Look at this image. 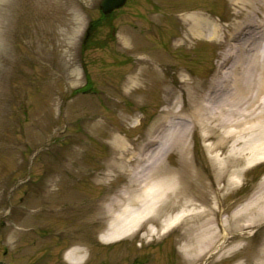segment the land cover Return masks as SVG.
<instances>
[{"label":"rangeland","instance_id":"obj_1","mask_svg":"<svg viewBox=\"0 0 264 264\" xmlns=\"http://www.w3.org/2000/svg\"><path fill=\"white\" fill-rule=\"evenodd\" d=\"M100 1L0 0V261L71 264L66 255L80 247L78 264H254L264 222L245 234L244 248L231 258H220V250L191 262L180 250L190 222L155 236L151 231L160 229L162 216L129 236L102 240L112 222L103 211L106 201L128 176L100 177L120 152L117 138L131 150L168 100L176 110L184 106V114L189 90L216 98L213 107L220 103L227 45L236 48L230 72L251 68L262 76L264 10H242L234 0H128L105 19ZM195 16L204 20V38L190 35L185 18ZM142 58L155 72L148 66L145 83L126 89ZM191 128L190 157L211 189L215 168L206 144L212 141ZM179 160L177 151L165 157L171 168ZM239 179L221 210L236 208L256 190L264 160Z\"/></svg>","mask_w":264,"mask_h":264},{"label":"bare ground","instance_id":"obj_2","mask_svg":"<svg viewBox=\"0 0 264 264\" xmlns=\"http://www.w3.org/2000/svg\"><path fill=\"white\" fill-rule=\"evenodd\" d=\"M234 2L240 4L242 10H264V0ZM185 20L191 24L190 35L193 38L205 37L201 17H186ZM240 27V24L235 25L231 36ZM215 36L216 31H212L211 38ZM235 50V46L230 44L223 52L220 68L224 71L218 79L226 87V92L221 95L217 106H211L216 98L200 97L189 90L187 114L183 113L184 106L176 110V104L168 100L161 115L131 150L117 138L120 152L111 159L100 180L111 182L110 178L116 173L128 176V179L120 192L106 201L103 211L112 217V222L102 240L129 236L150 218L157 221L159 216L163 217L160 229L151 231L155 236L188 220L190 226L184 232L189 240L180 246V250L195 262L208 255H216L220 250L223 251L220 258H231L244 248L245 234L256 224L264 222V179L236 208H220L224 195L239 185L242 172L264 160V72L262 76L252 73L251 68L240 74L230 72L234 68L228 63ZM148 66L154 73L156 68L142 58L137 71L126 78V89L136 90L145 83L144 72ZM192 125L200 129L204 141H212L206 144L215 168L211 189L190 157L188 139ZM172 151L180 154V160L171 168L167 166L165 157ZM141 205L144 208L141 212H138L140 209L129 210V207ZM117 211L121 213L117 215ZM118 221L120 228L115 226ZM83 254L80 247H74L66 259L71 264H78L83 260ZM255 260L254 264H264V245L255 254Z\"/></svg>","mask_w":264,"mask_h":264},{"label":"water","instance_id":"obj_3","mask_svg":"<svg viewBox=\"0 0 264 264\" xmlns=\"http://www.w3.org/2000/svg\"><path fill=\"white\" fill-rule=\"evenodd\" d=\"M127 3V0H101L99 8L104 16L111 15L114 11L123 8ZM88 33L85 35V39L88 37ZM0 264H7L0 261Z\"/></svg>","mask_w":264,"mask_h":264},{"label":"flooded vegetation","instance_id":"obj_4","mask_svg":"<svg viewBox=\"0 0 264 264\" xmlns=\"http://www.w3.org/2000/svg\"><path fill=\"white\" fill-rule=\"evenodd\" d=\"M92 24H93V23H92ZM92 24H91L90 26H92ZM88 31H89V33L92 32V28L89 27V28H88ZM86 41H87V40H85L84 43H87Z\"/></svg>","mask_w":264,"mask_h":264}]
</instances>
